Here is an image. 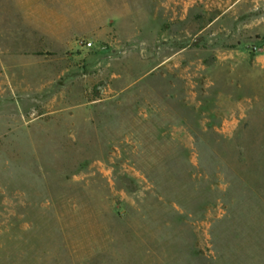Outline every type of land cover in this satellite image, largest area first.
<instances>
[{
    "label": "rangeland",
    "instance_id": "rangeland-1",
    "mask_svg": "<svg viewBox=\"0 0 264 264\" xmlns=\"http://www.w3.org/2000/svg\"><path fill=\"white\" fill-rule=\"evenodd\" d=\"M0 264H264V0H0Z\"/></svg>",
    "mask_w": 264,
    "mask_h": 264
},
{
    "label": "built area",
    "instance_id": "built-area-1",
    "mask_svg": "<svg viewBox=\"0 0 264 264\" xmlns=\"http://www.w3.org/2000/svg\"><path fill=\"white\" fill-rule=\"evenodd\" d=\"M88 45H89V43H88Z\"/></svg>",
    "mask_w": 264,
    "mask_h": 264
}]
</instances>
